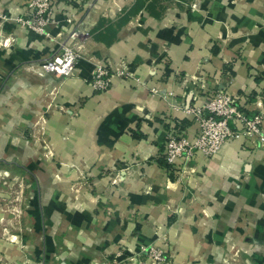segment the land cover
I'll list each match as a JSON object with an SVG mask.
<instances>
[{
    "label": "crops",
    "instance_id": "obj_1",
    "mask_svg": "<svg viewBox=\"0 0 264 264\" xmlns=\"http://www.w3.org/2000/svg\"><path fill=\"white\" fill-rule=\"evenodd\" d=\"M25 1L0 0V178L20 176L37 202L45 244L31 264H150V246L163 264H264V142L241 133L209 160L161 156L165 117L186 119L173 105L203 83L264 113V0H53L49 38L10 20ZM62 40L81 53L72 76L42 67ZM121 59L131 79L85 81ZM1 247L11 261L13 242Z\"/></svg>",
    "mask_w": 264,
    "mask_h": 264
},
{
    "label": "built area",
    "instance_id": "obj_2",
    "mask_svg": "<svg viewBox=\"0 0 264 264\" xmlns=\"http://www.w3.org/2000/svg\"><path fill=\"white\" fill-rule=\"evenodd\" d=\"M53 3V0H26L19 14L9 18L49 38L47 25L54 13ZM197 4V0L188 3L192 9L197 8ZM0 18L6 17L0 12ZM80 54L73 43L62 40L42 67L56 76H72L75 74L74 65ZM113 73L125 80L133 77L123 59L116 64L108 60L97 63L91 77L85 78V81L95 91H105L111 85ZM157 91L155 88L151 89L152 93ZM173 106L179 107L186 119L177 116L165 117L161 156L168 165H175L178 159L188 160L195 156L209 160L224 142L237 138L241 133L255 135L260 143L264 142V126L261 121L264 113H255L252 116L246 114L239 105L237 96L228 93L223 86H218V82L213 86L201 84L194 90L190 102L186 103L181 99ZM183 120L194 124L195 134L192 138L183 133ZM141 251L150 264H163L167 260L162 248L150 246ZM106 263L117 264L114 260Z\"/></svg>",
    "mask_w": 264,
    "mask_h": 264
},
{
    "label": "rangeland",
    "instance_id": "obj_3",
    "mask_svg": "<svg viewBox=\"0 0 264 264\" xmlns=\"http://www.w3.org/2000/svg\"><path fill=\"white\" fill-rule=\"evenodd\" d=\"M35 130L29 128L28 141L31 143L40 141L41 146L45 147L47 141L40 136L41 131L35 132ZM10 181V183H5L0 178V242H13L14 247L10 252L12 260L7 262L5 259L2 261L1 255H4L5 250L0 248V264H31L33 257L31 248L36 247L37 252H42L45 244L44 234L38 225L40 224L39 215H36V218L33 217L39 211L37 202L31 200L27 186L21 182L20 176L14 175ZM5 229H8V232H2ZM99 259L102 262L93 264H107L101 257Z\"/></svg>",
    "mask_w": 264,
    "mask_h": 264
},
{
    "label": "trees",
    "instance_id": "obj_4",
    "mask_svg": "<svg viewBox=\"0 0 264 264\" xmlns=\"http://www.w3.org/2000/svg\"><path fill=\"white\" fill-rule=\"evenodd\" d=\"M185 122V121H184ZM185 123H187V122H185Z\"/></svg>",
    "mask_w": 264,
    "mask_h": 264
}]
</instances>
